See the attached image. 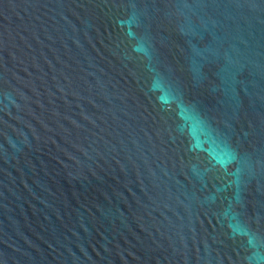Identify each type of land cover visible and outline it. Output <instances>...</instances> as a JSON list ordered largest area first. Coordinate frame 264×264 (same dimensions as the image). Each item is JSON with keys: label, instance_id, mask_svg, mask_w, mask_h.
I'll list each match as a JSON object with an SVG mask.
<instances>
[{"label": "water", "instance_id": "obj_1", "mask_svg": "<svg viewBox=\"0 0 264 264\" xmlns=\"http://www.w3.org/2000/svg\"><path fill=\"white\" fill-rule=\"evenodd\" d=\"M0 264H264V0H0Z\"/></svg>", "mask_w": 264, "mask_h": 264}]
</instances>
